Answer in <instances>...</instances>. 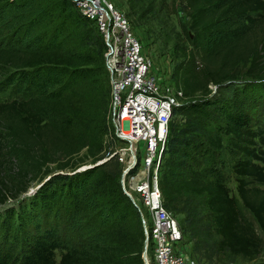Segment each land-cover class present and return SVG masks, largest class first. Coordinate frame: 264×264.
<instances>
[{"label":"trees","instance_id":"1","mask_svg":"<svg viewBox=\"0 0 264 264\" xmlns=\"http://www.w3.org/2000/svg\"><path fill=\"white\" fill-rule=\"evenodd\" d=\"M131 1L144 9V0ZM181 1L190 23L172 76L188 103L174 109L170 123L160 181L165 205L200 260L223 252L261 257L264 238L244 208L264 231V130L251 129L247 112L209 98V86L240 76L264 80V0ZM1 2L0 25L14 35L0 40V205L56 173L22 201L16 226L13 213L0 217V264H143L142 220L122 191L120 164L110 158L97 165L109 148L110 81L96 22L72 0ZM216 113L225 123L214 130ZM224 135L236 195L217 166ZM3 151L11 174L2 168ZM192 153L208 165L193 168ZM88 160L93 166L76 170ZM203 197L209 225L195 203Z\"/></svg>","mask_w":264,"mask_h":264},{"label":"built area","instance_id":"2","mask_svg":"<svg viewBox=\"0 0 264 264\" xmlns=\"http://www.w3.org/2000/svg\"><path fill=\"white\" fill-rule=\"evenodd\" d=\"M81 14L95 21L106 44L105 66L110 81L104 160L120 164L121 188L134 203L145 234L143 264H197L178 218L161 191V165L174 109L182 88L154 74L152 59L131 29L125 12L111 0H72ZM145 157L140 159V144ZM148 216L152 225L148 226ZM188 248V249H187Z\"/></svg>","mask_w":264,"mask_h":264},{"label":"rangeland","instance_id":"3","mask_svg":"<svg viewBox=\"0 0 264 264\" xmlns=\"http://www.w3.org/2000/svg\"><path fill=\"white\" fill-rule=\"evenodd\" d=\"M111 1H113L117 8L125 12L128 20H130L131 29L134 31L136 37L142 41L145 52L152 59V70L154 74L158 77H162L165 82H179L177 78L172 76V73H174V68L181 61V58L178 56L180 55V52L183 51V47L185 45L183 38V27L188 26L190 23V19L185 12L182 1L144 0L142 2L144 9L138 7L137 5L132 8L131 0ZM1 3L2 2L0 0V4ZM142 11L143 13L141 15L144 14V16L139 18L138 15ZM13 35L8 25H0V40H7L8 37H12ZM2 76L0 77L1 80L4 79ZM209 87L211 90L209 98L214 99L215 97H221L228 107L236 110L241 109L243 112H247L251 119V129L253 131H257L258 129L264 130V80L255 81L248 76H240L238 80L227 81L221 87H216L214 85ZM200 98H203V95L197 97L198 100H200ZM185 102L188 103V100L182 98L181 103ZM209 121L210 129L214 130L216 126L224 125L225 123L223 115H218L217 113L214 114V116L210 118ZM0 132L2 134L5 133V131L2 129H0ZM227 138L228 137L224 135V139H222V143L224 142V144L223 147L220 148V154L216 156V160L218 161V168L222 170L224 176L226 177V183L231 190L232 195H236V176L232 170L234 158L233 154L228 151L229 146L227 143ZM201 145L202 147L200 148V151L201 153H204L206 147L205 143L203 142ZM3 153L5 166H1L8 174H11L13 172V170L10 171L12 161L9 163L8 153L6 151H3ZM81 153H84V150ZM140 153L141 155L139 157L141 162H143L146 155L145 145L143 143L140 144ZM192 155V159L189 156V164L193 168L199 169L202 166L208 165L207 161H205L200 153L198 155L192 153ZM80 156L82 155L80 154ZM90 162L91 161L88 160L86 165H82L76 170H85L87 167L93 166V164ZM197 165H199V167H195ZM49 167L53 169L54 165L50 164ZM68 170L70 171L71 169ZM54 173H56V170H53L49 176L45 177V179L37 178L31 180L29 188L25 193L21 194L18 198L9 199L6 204L0 205V217H3L7 220L9 214L12 215L13 213L12 222L16 226L18 223V218L14 216V213L20 211V209L22 210V201L35 196L36 191L47 180H49V177ZM195 203L198 209H200V211H202L204 214L203 221L209 225L210 223L208 221L211 220V215L208 209H206L205 198H198ZM143 211H145V209H143ZM244 213L246 217L254 223V227H256L258 235L264 238V231L258 227L251 213L246 208H244ZM145 215L148 217V226L150 227L152 225V219L148 216L147 211H145ZM211 225L214 240H218L219 236L216 234L212 223ZM191 247L192 243L189 245L190 249L187 251V254L191 256L193 255V258L196 260L197 264H264V256L249 259L243 256L240 257L231 255L228 252L215 255L212 258V262H207L203 259L200 260L199 255H197ZM152 264L155 263L152 262Z\"/></svg>","mask_w":264,"mask_h":264},{"label":"water","instance_id":"4","mask_svg":"<svg viewBox=\"0 0 264 264\" xmlns=\"http://www.w3.org/2000/svg\"><path fill=\"white\" fill-rule=\"evenodd\" d=\"M104 161H101V162H99V163H97V165H99V164H102ZM91 167V166H90ZM88 168V167H87Z\"/></svg>","mask_w":264,"mask_h":264}]
</instances>
